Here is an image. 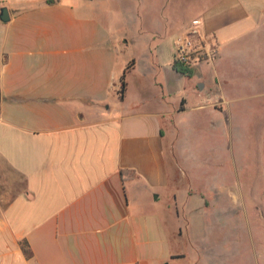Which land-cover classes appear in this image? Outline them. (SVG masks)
<instances>
[{
    "label": "crops",
    "instance_id": "0c3cea01",
    "mask_svg": "<svg viewBox=\"0 0 264 264\" xmlns=\"http://www.w3.org/2000/svg\"><path fill=\"white\" fill-rule=\"evenodd\" d=\"M94 1L0 0V264H196L187 226L210 207L190 202L186 114L229 118L223 87H264V0H204L154 31L150 2L126 0L118 31ZM195 18L218 52L186 76L166 31Z\"/></svg>",
    "mask_w": 264,
    "mask_h": 264
},
{
    "label": "rangeland",
    "instance_id": "374dc122",
    "mask_svg": "<svg viewBox=\"0 0 264 264\" xmlns=\"http://www.w3.org/2000/svg\"><path fill=\"white\" fill-rule=\"evenodd\" d=\"M125 1L105 0L100 5L105 19L118 31L126 28ZM145 1L152 4L154 19L148 28L154 31L161 14L191 20L204 0ZM166 32L175 42L185 34L178 24ZM222 89L220 97L231 102V117L213 106L190 108L186 114L193 158L184 161L183 169L205 195L203 199L195 192L190 202L206 200L210 207L191 215L187 230L196 237L191 239L194 248L187 247L186 253L196 264H264V87L229 83Z\"/></svg>",
    "mask_w": 264,
    "mask_h": 264
},
{
    "label": "built area",
    "instance_id": "2783aa9c",
    "mask_svg": "<svg viewBox=\"0 0 264 264\" xmlns=\"http://www.w3.org/2000/svg\"><path fill=\"white\" fill-rule=\"evenodd\" d=\"M199 23V19H194L191 22L190 31L179 36L175 48V60L193 67L203 60L214 59L218 52L216 43H208L202 37ZM112 85L116 86L114 82Z\"/></svg>",
    "mask_w": 264,
    "mask_h": 264
},
{
    "label": "trees",
    "instance_id": "16d2710c",
    "mask_svg": "<svg viewBox=\"0 0 264 264\" xmlns=\"http://www.w3.org/2000/svg\"><path fill=\"white\" fill-rule=\"evenodd\" d=\"M131 63L125 68L122 76H121V88L119 90V92L121 93V95H123L124 90H125V85H126V81H125V77H126V73L128 71L129 68H131ZM174 68L179 71L182 74H185L186 76H192L194 74V67L193 66H189L187 64H184L182 62H179L177 60H174L173 63ZM22 247L23 250L25 251V253L30 256L31 251L29 248V245L27 243V241H23L22 242Z\"/></svg>",
    "mask_w": 264,
    "mask_h": 264
},
{
    "label": "water",
    "instance_id": "95a60500",
    "mask_svg": "<svg viewBox=\"0 0 264 264\" xmlns=\"http://www.w3.org/2000/svg\"><path fill=\"white\" fill-rule=\"evenodd\" d=\"M0 19L4 22H6L10 19L9 10L7 7L1 8ZM200 87H202V85ZM1 99H2V96H1V89H0V102H1ZM165 264H169V263L166 262Z\"/></svg>",
    "mask_w": 264,
    "mask_h": 264
}]
</instances>
